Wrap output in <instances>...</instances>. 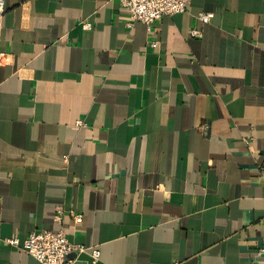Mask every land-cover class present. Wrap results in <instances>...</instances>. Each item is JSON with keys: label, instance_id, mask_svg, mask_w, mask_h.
I'll return each instance as SVG.
<instances>
[{"label": "crops", "instance_id": "crops-1", "mask_svg": "<svg viewBox=\"0 0 264 264\" xmlns=\"http://www.w3.org/2000/svg\"><path fill=\"white\" fill-rule=\"evenodd\" d=\"M2 1L0 264H40L5 227L63 230L75 264H264V0L151 31L118 0Z\"/></svg>", "mask_w": 264, "mask_h": 264}, {"label": "built area", "instance_id": "built-area-1", "mask_svg": "<svg viewBox=\"0 0 264 264\" xmlns=\"http://www.w3.org/2000/svg\"><path fill=\"white\" fill-rule=\"evenodd\" d=\"M123 8L129 13L130 21L127 27L131 28L134 23L141 22L145 24L149 31L152 27L165 16H175L187 12L188 4L191 0H118ZM4 12V2L0 1V14ZM214 15L212 13H199L197 20L201 24H209ZM85 32L93 29V23L90 21L81 22ZM191 35L195 38H201L202 32L199 29H193ZM156 46L155 42L151 43ZM79 121L77 126H83ZM65 212L58 210L55 216L56 222L64 224ZM69 215L76 224L83 222V215L70 211ZM6 243L14 248H18L34 257L40 264H75L78 257L86 253L89 249L85 246L71 243L63 230L58 232L35 231L26 239L20 240L13 237L6 240ZM264 253V250H262ZM93 264L100 259V251L92 250Z\"/></svg>", "mask_w": 264, "mask_h": 264}, {"label": "water", "instance_id": "water-1", "mask_svg": "<svg viewBox=\"0 0 264 264\" xmlns=\"http://www.w3.org/2000/svg\"><path fill=\"white\" fill-rule=\"evenodd\" d=\"M5 233H4V236L5 238H11V232H10V228L9 227H5Z\"/></svg>", "mask_w": 264, "mask_h": 264}]
</instances>
